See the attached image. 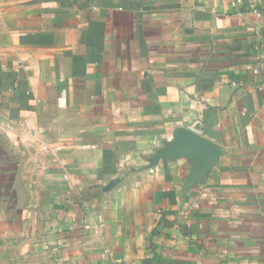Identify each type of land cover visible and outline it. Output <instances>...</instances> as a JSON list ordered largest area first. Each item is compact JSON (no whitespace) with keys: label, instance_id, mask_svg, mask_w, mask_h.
Masks as SVG:
<instances>
[{"label":"crops","instance_id":"crops-1","mask_svg":"<svg viewBox=\"0 0 264 264\" xmlns=\"http://www.w3.org/2000/svg\"><path fill=\"white\" fill-rule=\"evenodd\" d=\"M0 264H264V0H0Z\"/></svg>","mask_w":264,"mask_h":264},{"label":"water","instance_id":"water-1","mask_svg":"<svg viewBox=\"0 0 264 264\" xmlns=\"http://www.w3.org/2000/svg\"><path fill=\"white\" fill-rule=\"evenodd\" d=\"M221 153V148L213 142L188 128L182 127L175 131L173 139L164 143L150 159L149 168L155 167L160 159L174 160L181 156H192L194 167L186 185H193L200 176L213 167Z\"/></svg>","mask_w":264,"mask_h":264},{"label":"built area","instance_id":"built-area-1","mask_svg":"<svg viewBox=\"0 0 264 264\" xmlns=\"http://www.w3.org/2000/svg\"><path fill=\"white\" fill-rule=\"evenodd\" d=\"M189 129L192 130V131H194V132H197V127L196 126H192Z\"/></svg>","mask_w":264,"mask_h":264}]
</instances>
